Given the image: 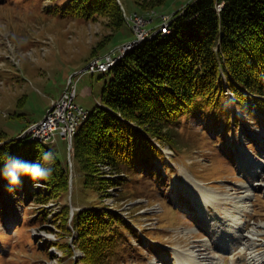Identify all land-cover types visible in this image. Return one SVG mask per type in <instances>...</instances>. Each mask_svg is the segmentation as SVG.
<instances>
[{"label":"rangeland","instance_id":"rangeland-1","mask_svg":"<svg viewBox=\"0 0 264 264\" xmlns=\"http://www.w3.org/2000/svg\"><path fill=\"white\" fill-rule=\"evenodd\" d=\"M53 1L0 0V144L19 138L30 123L40 121L73 75L76 104L92 114L112 74L79 72L98 56L134 39L126 14L156 12L148 28L157 31L154 28L162 23V15L172 18L195 0H168L145 13L134 0H118L125 22L118 32L107 25L106 18L54 17L47 12L49 5L56 6ZM109 35L113 38L94 56L93 50ZM214 116L205 110L184 118L175 135L178 151L163 148L165 158L154 159L156 176L144 168L138 172L144 179L137 189L120 194L113 187L100 193L85 189L83 171L70 164L69 141L58 132L42 142L70 170V229L74 231L76 211L96 204L121 214L138 231L130 236L129 253L120 264H181L187 256L181 259L178 252L191 249L208 257L220 255L222 264H264V114L256 113L257 119H250L230 98L221 120ZM250 161L262 166L252 169ZM1 186L0 264H79L85 254L74 245L76 232L70 238L73 253L56 244L66 238L56 224L61 201L51 198L38 204L27 197V187L20 185L10 191ZM199 189L210 190L221 199L214 204L198 203ZM246 189L251 190L244 200L248 208L239 218L234 216L235 202L239 203L237 198ZM230 220L242 223L243 238L221 252L215 239L225 241L234 235L229 229L233 224L226 227ZM211 221L218 224L212 227Z\"/></svg>","mask_w":264,"mask_h":264},{"label":"trees","instance_id":"trees-1","mask_svg":"<svg viewBox=\"0 0 264 264\" xmlns=\"http://www.w3.org/2000/svg\"><path fill=\"white\" fill-rule=\"evenodd\" d=\"M167 2L134 0L142 13ZM47 12L61 18H106L116 32L125 24L118 0H56ZM173 18L171 34L157 35L112 68L101 105L78 129L73 162L83 171L84 188L90 192L135 190L144 168L156 176L154 159L165 158L166 146L178 151L175 135L184 118L206 110L219 121L230 98L250 119L264 114V0H195ZM112 38L98 43L94 56ZM44 152L53 156L51 177L38 182L23 177L21 185L32 202L61 201L56 224L66 238L56 244L73 253L70 238L76 232L74 245L85 254L79 264H120L129 253L130 236L138 231L121 214L96 204L75 212L72 231L70 170L52 150L15 139L0 145V160L11 154L41 163ZM1 185H10L0 177L3 197Z\"/></svg>","mask_w":264,"mask_h":264},{"label":"bare ground","instance_id":"bare-ground-1","mask_svg":"<svg viewBox=\"0 0 264 264\" xmlns=\"http://www.w3.org/2000/svg\"><path fill=\"white\" fill-rule=\"evenodd\" d=\"M133 13H134V17H144L145 19H149L148 21H144L143 23H141V31H143V32H149V33L145 34V36L139 37L138 39H134V45L132 47L126 49L125 51H121V57H119L118 59H115L113 61V63L108 66V70H95L94 73H96V72L107 73L120 60H122L129 52L133 51L136 48L138 49V47H140L143 43H145L147 41H152L157 35L158 36L159 35L166 36V35L171 34V32H172L171 24L172 23L169 25V28L166 31V34H164V31L163 30H157L155 32H152V28L151 29L148 28V26L150 24H152V21L154 20V17L157 16V13L156 12L152 11V12H150L148 14H141V13H139V12L136 11V12H133ZM133 13H131V14H133ZM126 18H127L128 25L130 26V20H129L128 14H126ZM164 18H167V17L164 16V15H162V19H164ZM172 22H173V18H172ZM160 26H162V23L160 24ZM153 27H155V26H153ZM112 53H113V51L112 52L110 51V53H108V54H106V55H104L102 57L96 58L95 60H93L90 63V65L87 68H97V61L98 62H106V60H109L112 57ZM72 81L73 80L71 79L70 82H69V85L71 84ZM51 108H53V105L51 106ZM87 118H88V113L87 112H83V114L80 117V121L77 122L75 124V126L71 129V132H70L71 147H72L73 140H74V137L76 135V132H77L79 126ZM23 136L25 138H27V140L30 143H42V142L50 139V138L45 137V135H41V134H34V135H32V134H24ZM250 162H251L252 167H253L252 169H258V168H260L262 166V164H260L259 162L254 163V165L252 163L253 161H250ZM199 190H201L202 192H200V196H198V198L200 199V200H198V203L203 202V203H206V204H208V203L214 204L215 202H217V201H219L221 199V196L220 195L219 196H216V195H214V193H211L210 190H204V189H199ZM204 191L206 193H209L210 194V197H206ZM249 191H251V190L246 189L245 191H243V194L240 197L237 198L239 200L238 202L240 204L237 203V202H235V205H236V207H235L236 208V214L234 216L238 215L239 218H240L241 215L243 214V212H245L247 210L248 207L245 204V201L244 200L247 201V198L249 196ZM225 195H227V197H226L227 199H232V197L229 196L228 194H225ZM216 224H218L217 221L215 222V224H214V221H211L212 227H215ZM231 224H233L232 225V228L229 227ZM220 225L223 226V224H220ZM241 226H242V223L240 221H239V224H238L236 220L235 221L234 220H230L229 224L226 227H229V229H232L234 235L232 237L231 236L226 237L227 239L225 241L222 238H216L215 239L216 242L220 245V248L219 249H220L221 252H226V250L228 251V249H231L230 247H232V245H234L235 241H239V240H241L243 238V234L240 233ZM251 235L253 237L255 236V234H251ZM214 238H215V236H214ZM244 245H245V243H244ZM245 248H250V250H251V247H249L248 245H246ZM231 252L233 253V250H231L230 253ZM178 253L181 255V259H182V256H185V255L187 257H189V258L190 257L192 258V260L186 259L187 257L185 256L186 257L184 259L185 260V263H183V261L180 260L181 264H186V262H189L190 263V261H192L191 264H222V262H223L220 259L221 258L220 255H216L214 257L213 256L212 257L211 256L208 257V255L207 256H204V254L198 252V249H191L189 252H186V253H181V252H178ZM234 255H235V253L232 254L233 257H234ZM252 259H254V256H253ZM220 260H221V262H220Z\"/></svg>","mask_w":264,"mask_h":264},{"label":"built area","instance_id":"built-area-1","mask_svg":"<svg viewBox=\"0 0 264 264\" xmlns=\"http://www.w3.org/2000/svg\"><path fill=\"white\" fill-rule=\"evenodd\" d=\"M128 17L130 20V27L134 34V39H138L139 37L145 36V34L149 33L141 31V23L148 21L149 19H145L144 17H134V13L128 14ZM171 23L172 18H164L162 19V26H159L157 30H163L164 34H166V31ZM134 39L116 47L109 60H106V62L97 61V68H87L83 71V73H94L95 70H108V66L112 64L115 59L121 57V51H125L134 45ZM76 96L77 84L72 81L67 90L63 93L62 97L53 104V108L49 109L44 119L31 125L24 134H41L51 139L58 132L63 139L69 141L71 147V129L77 122L80 121L81 115L85 112L80 105L76 104Z\"/></svg>","mask_w":264,"mask_h":264},{"label":"clouds","instance_id":"clouds-1","mask_svg":"<svg viewBox=\"0 0 264 264\" xmlns=\"http://www.w3.org/2000/svg\"><path fill=\"white\" fill-rule=\"evenodd\" d=\"M41 161V163H38L21 160L8 154L4 159L0 160V177L8 181L10 191L21 185L23 177H28L37 182L46 181L51 177L53 172V168L51 167L53 162L52 154L44 152L41 155ZM45 164L48 166H45Z\"/></svg>","mask_w":264,"mask_h":264},{"label":"water","instance_id":"water-1","mask_svg":"<svg viewBox=\"0 0 264 264\" xmlns=\"http://www.w3.org/2000/svg\"><path fill=\"white\" fill-rule=\"evenodd\" d=\"M72 166V165H71ZM75 209H73V215H74Z\"/></svg>","mask_w":264,"mask_h":264}]
</instances>
